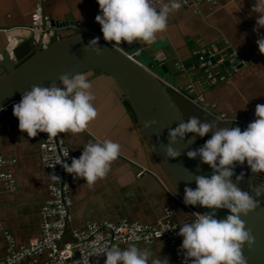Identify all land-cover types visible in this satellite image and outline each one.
Listing matches in <instances>:
<instances>
[{"label": "crops", "instance_id": "0c3cea01", "mask_svg": "<svg viewBox=\"0 0 264 264\" xmlns=\"http://www.w3.org/2000/svg\"><path fill=\"white\" fill-rule=\"evenodd\" d=\"M185 1L182 0V6L169 16L166 30L159 33L151 44L142 41H122L120 44L134 54L140 53L136 56L147 63H163L169 72V66L173 65L178 74L176 82L183 86L188 84L186 87L190 91L194 85L197 86L199 91L196 93L216 106L215 115L225 114L226 119L236 121L255 117L256 105H264V54L259 51L258 37L253 30L256 17L250 14L254 0H241V4L238 0H220L217 6L206 2L184 6ZM43 3L46 16L60 24L83 22L102 32L95 19L100 11L97 0H0V30L30 27L34 11ZM2 42L4 38H0V45ZM209 49L220 59L214 67L219 72L217 74H223L218 68L226 66V61L236 64L228 80L214 89H206L205 81L198 83L197 75L191 73V76L188 72L189 68H195L192 67L194 57L205 54ZM209 76L210 73L208 79ZM215 80L219 82L217 77ZM92 92L96 97L94 107L98 115L88 127L94 134L86 129L78 133L62 132L65 141L75 150L73 157L76 158L82 154L85 144L104 139L119 143L121 151L111 162L106 175L93 184L72 176L73 207L68 233L85 227L88 222L127 220L154 225L165 218L168 208L172 213L171 220L179 227L191 220L195 214L191 208L171 195L157 176L128 159L129 156L138 157L132 147L133 134L122 121L111 126L109 121L114 117V110L105 113V94L95 89ZM18 124L13 110L0 119V156L13 163L3 170L13 173L16 178V184L10 190L0 179V212L4 230L0 232V260L7 256L9 250L5 233L13 236L18 247L29 246L42 236L40 211L49 200L52 181L51 173L42 164L39 134L29 137L19 130ZM137 145L140 146L139 157L144 156L141 144ZM179 230L176 238L181 245L183 237L178 235ZM136 245L148 249L152 258L163 260L167 257L169 264H178L168 244L163 241ZM44 260L45 257H41L40 263ZM95 264L101 263L96 261Z\"/></svg>", "mask_w": 264, "mask_h": 264}, {"label": "clouds", "instance_id": "9594fccd", "mask_svg": "<svg viewBox=\"0 0 264 264\" xmlns=\"http://www.w3.org/2000/svg\"><path fill=\"white\" fill-rule=\"evenodd\" d=\"M238 2L241 4V0ZM97 3L100 11L95 19L101 25L103 38L114 44L122 41L151 44L166 30L169 16L182 6V0H97ZM250 14L256 17L253 30L258 37L259 51L264 54V32H261L264 29V0H254ZM99 39L96 37L86 45L97 55L102 53ZM92 87L88 76L80 73L62 74L59 83L33 85L13 105L19 130L29 137L39 133L55 136L67 131L81 132L98 115ZM155 123L148 121L146 127ZM189 133L192 134L189 143L211 133L203 145L188 150L186 155L191 159L199 158L213 169V173L211 176L194 174L197 186L195 189L185 187L183 202L211 211L193 214L191 220L179 227L178 235L183 240L178 251L184 264H247L243 248L245 244L251 248L255 238L241 216L254 208V200L232 178L237 163L243 165L245 161L252 173L264 172V105H256L255 119L243 130L239 126H219L216 121L201 122L197 117L183 120L174 129H169V144L164 145L169 159L181 155L173 145ZM120 151L121 145L111 139L89 142L84 145L79 158L73 157L70 164L64 162L63 168L74 179L82 178L91 185L106 175ZM236 179L242 180L243 173ZM254 190L260 192L264 185ZM216 209H228L229 214L220 219ZM101 251L97 249L98 253ZM103 255L106 257L104 264H169L167 257L163 260L152 258L148 249L136 244H129L124 249L111 247Z\"/></svg>", "mask_w": 264, "mask_h": 264}, {"label": "water", "instance_id": "95a60500", "mask_svg": "<svg viewBox=\"0 0 264 264\" xmlns=\"http://www.w3.org/2000/svg\"><path fill=\"white\" fill-rule=\"evenodd\" d=\"M42 7L46 16L44 3ZM52 21L57 29L58 39L46 49H42L33 40H28L16 50L13 57L4 50L8 43L6 30H0V38H4L0 45V108L4 109L0 111V119L13 110V105L19 102L22 94L33 85L59 83V76L62 74H86L92 82V89L105 94V113L110 109L114 110V117L109 121L111 126H117L122 121L126 129L133 134L132 147L136 149L138 157L129 156L128 159L157 176L171 195L184 204L185 187L195 189L197 186L194 174L211 176L213 173L208 164L202 163L199 158L191 159L186 153L203 145L211 133L203 138L197 137L190 143L192 134L189 133L185 139L178 140L173 145L181 155L169 159L164 151V145L169 144V129H174L183 120L197 117L201 122L216 121L219 126H239L243 130L247 126L246 120H220L217 114L208 113L194 103L186 87L189 85L183 86L176 82L175 76L178 74L173 65L169 66L171 73L164 64L147 63L126 50L120 42L114 44V41H106L102 32L96 33L92 25L81 22L82 28L78 30L75 28L76 22L60 24L55 19ZM96 37L100 38V55L91 48H86L89 41ZM194 61L192 67L195 68L188 69L191 76L199 74L203 77L202 82L208 79V73L220 76L217 74L219 72L214 70L220 59L212 49L201 56H195ZM226 63V66L222 65L218 69L223 74L232 73V67L236 64L233 61ZM148 121L156 123L146 127ZM85 129L94 134L88 126ZM137 144H141L144 156L139 157L140 146ZM241 173L243 179L237 180ZM232 179L243 191L249 192L254 200V208L247 215L241 216L246 228L255 238L251 248L247 244L244 245L243 255L247 264H264V190H254L264 185V172L252 173L245 161L243 165L237 163ZM188 207L195 214L211 211L199 205ZM215 211L220 219L229 214L228 209Z\"/></svg>", "mask_w": 264, "mask_h": 264}, {"label": "built area", "instance_id": "2783aa9c", "mask_svg": "<svg viewBox=\"0 0 264 264\" xmlns=\"http://www.w3.org/2000/svg\"><path fill=\"white\" fill-rule=\"evenodd\" d=\"M43 1L51 2L52 0ZM195 2H206L216 6L220 0H187L184 6ZM48 17L44 16V10L39 6L32 15L30 27L6 30L8 43L5 50L13 57L14 50L28 40H33L42 49L48 48L58 38L53 21ZM75 28L81 29L82 23L76 22ZM139 54H134V56ZM163 82L170 87L165 80ZM209 110L210 108L207 111ZM221 118L226 119V116L223 115ZM254 119L249 117L246 120L247 124ZM39 135L42 164L52 175L49 200L41 209L42 236L33 240L29 246L22 247H18L12 237L9 242L8 255L4 259L7 264H93L96 260L104 264L106 257L103 252L111 247H122L129 244L152 245L158 240L166 241L180 264H184L183 256L178 251L180 243L176 238L179 226L171 220L172 213L169 208L166 210L165 218L159 220L158 225L155 226H146L127 220L120 223L105 221L89 224L87 229L73 230L69 234L68 224L73 207V175L64 170L63 163H71L75 150L67 145L63 133H57L55 136L47 133H39ZM12 164L0 157V178L6 182V185L8 184L9 188H14L16 182L14 183L9 177L12 173H7L3 169ZM68 235L69 239H67ZM97 249L102 251L98 253ZM43 256L45 260L40 263V258Z\"/></svg>", "mask_w": 264, "mask_h": 264}, {"label": "rangeland", "instance_id": "374dc122", "mask_svg": "<svg viewBox=\"0 0 264 264\" xmlns=\"http://www.w3.org/2000/svg\"><path fill=\"white\" fill-rule=\"evenodd\" d=\"M215 6V5H214ZM217 6V5H216ZM48 17V16H47ZM49 18V17H48ZM52 19V18H51ZM100 29H98V28H95L94 29V31L96 32V33H100V31H99ZM20 46H18L15 50H14V53H13V56H14V54H15V52H16V50L19 48ZM160 75H162L161 73H160ZM211 75V77L209 76V79H204V81L206 82V89H209V88H211V89H214L216 86H218V85H222V83H224V81H226V80H228V78L230 77V75H232V74H220V76L218 77L217 75H213V74H210ZM163 76V75H162ZM215 76V77H214ZM196 77H198L197 78V81H198V83H201V80H202V76H200L199 74L196 76ZM216 77H217V79H218V81L219 82H217L215 79H216ZM202 87V86H201ZM179 90V89H178ZM196 91H199L198 89H197V86H195L194 85V89L193 90H189L188 92H190V95H191V99L198 105V106H200V107H202L203 109H205V110H208L209 108H210V110H215V108L213 107V105H212V103H209L207 100H206V98L202 95V94H197L196 93ZM217 110V109H216ZM221 115H225V114H221ZM253 118H255V117H253ZM1 157V156H0ZM4 159V158H3ZM4 160H6V159H4ZM7 161H9V160H7ZM52 176V175H51ZM9 177H11L12 178V180L14 181V183L16 182V178L13 176V173L11 174V175H9ZM14 177V178H13ZM1 179V178H0ZM51 184V183H50ZM7 187H8V184H7ZM9 188V187H8ZM10 189H13V188H9V190ZM48 202V201H47ZM46 202V203H47ZM45 203V204H46ZM44 204V205H45ZM42 209V208H41ZM0 214H1V212H0ZM40 217H41V224H42V222H43V219H42V216H41V211H40ZM72 220V219H71ZM71 220H70V222H69V224H68V228H69V225H70V223H71ZM122 222V221H121ZM93 223H98V222H88L87 224H86V226L85 227H83V228H77V229H74V230H85V229H87L88 228V226H89V224H93ZM115 223H120V222H115ZM158 223H159V221L157 222V224H154V225H152V226H155V225H158ZM161 223H162V221H161ZM146 226H148L149 224H145ZM0 229H1V231L3 232L4 230H3V227H2V216H1V227H0ZM5 235H6V237H7V241H8V243L9 242H11V238L13 237L12 235H10V234H8V233H5ZM41 238V237H40ZM158 241H163V242H165V243H167L166 241H164V240H158ZM158 241H156V242H158ZM155 243V242H154ZM153 243V244H154ZM123 247V246H122ZM121 248V247H120ZM170 250L172 251V253H173V255H174V257H175V259H176V261H177V263L178 264H180V262L178 261V258H177V256L175 255V253L173 252V250L170 248ZM0 264H7V262L6 261H4V259L3 260H0ZM93 264H95V263H93Z\"/></svg>", "mask_w": 264, "mask_h": 264}, {"label": "bare ground", "instance_id": "6f19581e", "mask_svg": "<svg viewBox=\"0 0 264 264\" xmlns=\"http://www.w3.org/2000/svg\"><path fill=\"white\" fill-rule=\"evenodd\" d=\"M231 72H229V74H230ZM163 77H160V79H162ZM215 107V110H209L208 111V113H212V114H215V112H216V106H214ZM207 111V110H206ZM218 115V114H217ZM221 116H223V115H221ZM221 116L220 115H218V118L219 119H221V120H223L222 118H221ZM225 116V115H224Z\"/></svg>", "mask_w": 264, "mask_h": 264}, {"label": "trees", "instance_id": "16d2710c", "mask_svg": "<svg viewBox=\"0 0 264 264\" xmlns=\"http://www.w3.org/2000/svg\"><path fill=\"white\" fill-rule=\"evenodd\" d=\"M39 136H40V135H39ZM40 140H41V139H40ZM41 160H42V159H41ZM0 232H2V231H0ZM7 255H8V254H7ZM6 257H7V256H6ZM6 257H5V258H6ZM5 258H4V259H5ZM96 261H97V260H96ZM96 261H94V263H95ZM99 262H100V261H99ZM100 263H101V262H100ZM101 264H102V263H101Z\"/></svg>", "mask_w": 264, "mask_h": 264}]
</instances>
